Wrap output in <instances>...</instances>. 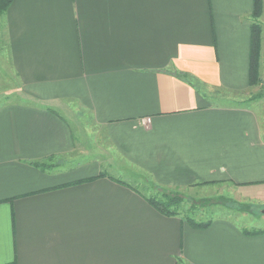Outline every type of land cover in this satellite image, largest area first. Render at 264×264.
<instances>
[{
    "label": "crops",
    "instance_id": "crops-1",
    "mask_svg": "<svg viewBox=\"0 0 264 264\" xmlns=\"http://www.w3.org/2000/svg\"><path fill=\"white\" fill-rule=\"evenodd\" d=\"M252 6L12 0L0 60L23 100L0 103V264H264V213L197 228L140 190L225 185L264 207L260 119L212 97L248 87ZM71 107L103 130L100 160L63 158ZM131 175L140 179L122 178Z\"/></svg>",
    "mask_w": 264,
    "mask_h": 264
},
{
    "label": "rangeland",
    "instance_id": "rangeland-1",
    "mask_svg": "<svg viewBox=\"0 0 264 264\" xmlns=\"http://www.w3.org/2000/svg\"><path fill=\"white\" fill-rule=\"evenodd\" d=\"M259 26L261 27V44L264 54V0H262V12L261 15L255 18ZM253 20V19H252ZM3 33V29L0 28V52H5L3 45V38H1V34ZM3 56V60H0V103L6 99H21L22 94L20 92L14 91L17 87V80L15 76L11 73L9 66L6 65L8 63L6 57ZM2 63V64H1ZM262 76L264 77V68L261 67ZM264 84V81H262ZM213 102L217 103H237L240 102L250 106L257 113L258 118L260 119L262 132L264 135V86L263 85H255L248 86L244 90L241 91H224L218 90L214 91L212 94ZM242 103V104H243ZM72 108V107H71ZM67 116L69 119V123L71 128L75 134V142L74 148L70 151V153L63 158L68 163H81L82 161L88 160L90 158L101 159L103 155L106 153V147L108 146L107 139L103 130L96 126L88 117L84 111L79 112L76 108H72L70 111H67ZM264 139V136H263ZM143 177L141 179L149 183L147 178V174L141 173ZM135 177L140 176H128L122 177L126 180L132 182ZM147 178V179H146ZM151 189L155 190V188H140L142 192H152L151 194L158 192L155 190L153 192ZM185 197L188 198V202H186L185 207L188 208L190 204L195 205L194 214L205 213L202 217L209 216H221L223 213L230 215L232 218H237L241 213H246L244 218L245 225H250L251 223L255 224L256 221L260 218L261 210L264 209L262 205L258 203H248L242 201L236 194H234L227 186L216 185V186H208V187H199L186 189L182 193ZM150 195V194H149ZM205 199L203 200V205L197 204V199ZM198 205V206H197ZM247 205V206H244ZM242 206L244 207V211L241 210ZM188 216L194 217L192 213H187ZM200 216V215H199ZM241 217V216H240Z\"/></svg>",
    "mask_w": 264,
    "mask_h": 264
},
{
    "label": "trees",
    "instance_id": "trees-1",
    "mask_svg": "<svg viewBox=\"0 0 264 264\" xmlns=\"http://www.w3.org/2000/svg\"><path fill=\"white\" fill-rule=\"evenodd\" d=\"M12 0H0V17L6 12ZM262 12V0H253L250 23V49H249V64H248V86L263 85L264 77L262 76L261 67L264 68V54L261 44V27L256 19ZM36 165L44 167L43 163L36 162ZM100 173L98 176L103 175ZM124 183V182H123ZM127 184V183H126ZM129 185V184H127ZM130 186V185H129ZM147 202L163 215H182L183 218L193 227L203 228L210 224L211 216L202 219H197L198 214H194L195 205L190 204L188 208L185 207L188 198L178 191L162 189L160 192H155L145 196ZM205 200V199H204ZM206 202L197 203L203 205ZM198 206V205H197ZM247 206V205H244ZM241 210H245L242 206ZM187 213H192L194 217H190ZM260 230L244 229L245 234H255Z\"/></svg>",
    "mask_w": 264,
    "mask_h": 264
},
{
    "label": "built area",
    "instance_id": "built-area-1",
    "mask_svg": "<svg viewBox=\"0 0 264 264\" xmlns=\"http://www.w3.org/2000/svg\"><path fill=\"white\" fill-rule=\"evenodd\" d=\"M149 120H150L149 118H146V119H144L143 123L147 124L149 122Z\"/></svg>",
    "mask_w": 264,
    "mask_h": 264
},
{
    "label": "water",
    "instance_id": "water-1",
    "mask_svg": "<svg viewBox=\"0 0 264 264\" xmlns=\"http://www.w3.org/2000/svg\"><path fill=\"white\" fill-rule=\"evenodd\" d=\"M261 213H264V209L261 210Z\"/></svg>",
    "mask_w": 264,
    "mask_h": 264
}]
</instances>
